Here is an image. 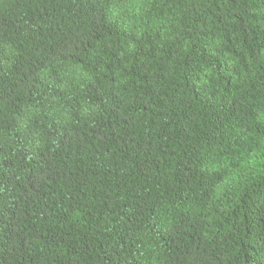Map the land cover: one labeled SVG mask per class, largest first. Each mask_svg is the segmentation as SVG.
Wrapping results in <instances>:
<instances>
[{
	"label": "trees",
	"instance_id": "1",
	"mask_svg": "<svg viewBox=\"0 0 264 264\" xmlns=\"http://www.w3.org/2000/svg\"><path fill=\"white\" fill-rule=\"evenodd\" d=\"M0 264H264V0H0Z\"/></svg>",
	"mask_w": 264,
	"mask_h": 264
}]
</instances>
